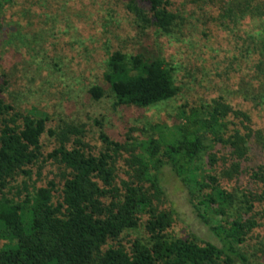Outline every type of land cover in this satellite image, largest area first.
Wrapping results in <instances>:
<instances>
[{
  "label": "trees",
  "instance_id": "obj_1",
  "mask_svg": "<svg viewBox=\"0 0 264 264\" xmlns=\"http://www.w3.org/2000/svg\"><path fill=\"white\" fill-rule=\"evenodd\" d=\"M127 2L144 30L169 35L182 29L184 18L171 9V0ZM11 4L14 0H0V31L7 37L4 12ZM19 38L25 48V35ZM28 48L33 58L47 54L37 45ZM109 49L104 79L114 107L149 108L177 95L175 67L155 46V52L141 46L134 54ZM247 55L255 57L252 51ZM261 71L252 85L264 80ZM7 85L0 69V264H251L248 246L261 239L264 256V131L249 124L248 112L216 101L191 115L183 112L188 123L176 124L169 134L157 125L156 136L129 134L121 141L101 131L95 143L85 125L64 121L48 128V116L18 109L7 100ZM248 91L246 97L264 105V86ZM89 94L99 100L107 89L94 85ZM229 114L240 120L233 129L225 121ZM46 133L58 141L47 156ZM42 158L58 160L66 169L58 202L53 181L29 184ZM165 166L188 188L190 203L219 244L175 233V210L164 202ZM141 226L142 238L129 245L120 241L125 231Z\"/></svg>",
  "mask_w": 264,
  "mask_h": 264
},
{
  "label": "rangeland",
  "instance_id": "obj_2",
  "mask_svg": "<svg viewBox=\"0 0 264 264\" xmlns=\"http://www.w3.org/2000/svg\"><path fill=\"white\" fill-rule=\"evenodd\" d=\"M127 3L14 0L4 12L9 37L0 31V69L9 81L5 87L7 100L22 111L34 109L39 116H48V128L64 121L85 125L95 143H99L101 131L121 141H128L129 134L136 139L156 136L157 125L169 134L176 124L188 123L183 112L191 115L195 110L210 108L216 101L248 112L249 124L264 131V105H257L245 94L252 93L249 89L257 93L264 86V80L253 85L249 82L264 70V52L260 51L264 49V32L262 40H257L264 29V0H171V9L184 18V24L182 19V29L169 35L139 27L126 9ZM239 9L242 12L238 15ZM20 33L27 40L25 48L20 46ZM36 45L47 54L33 58L28 47ZM141 46L151 50L155 46L175 67L178 93L149 108H116L104 79L109 48L134 54ZM249 51L255 57L247 59ZM94 85H103L107 95L99 100L91 97L89 90ZM225 121L230 129L240 122L233 114L226 115ZM258 139L257 135L252 137L255 148ZM42 140L47 156L58 141L47 133ZM42 160L33 167L29 184L35 182L40 187L53 181L54 201L58 202L62 200L66 169L58 160ZM224 168L220 162L221 175ZM163 174L167 193L164 202L175 210V233L219 244L190 203L188 188L170 166H165ZM230 181L222 177L224 185L231 186ZM144 234V226L127 230L120 241L129 245ZM262 241L248 246L251 264H264Z\"/></svg>",
  "mask_w": 264,
  "mask_h": 264
}]
</instances>
